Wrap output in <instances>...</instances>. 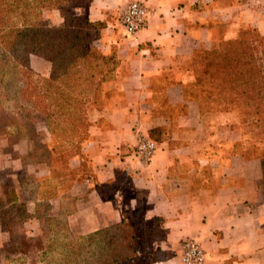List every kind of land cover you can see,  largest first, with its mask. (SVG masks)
I'll use <instances>...</instances> for the list:
<instances>
[{"label":"crops","instance_id":"obj_1","mask_svg":"<svg viewBox=\"0 0 264 264\" xmlns=\"http://www.w3.org/2000/svg\"><path fill=\"white\" fill-rule=\"evenodd\" d=\"M128 1L85 0L71 8L89 22H105L100 47L117 59L83 148L94 182L124 177L129 207L160 219L158 246L172 255L156 264H180V243L187 238L199 243L206 264H264V170L254 156L264 154V140H241L233 135L240 119L235 113L217 112L182 93L192 53L231 38L223 33L215 40L213 34L214 21L224 23L223 9L212 7L214 0H143L146 24L130 38L112 23ZM61 22L58 15L50 25ZM152 130L159 132L156 149L140 162L131 153L136 133ZM92 186L90 179L71 188L75 208L66 222L77 235L121 217L122 186L106 199Z\"/></svg>","mask_w":264,"mask_h":264},{"label":"trees","instance_id":"obj_2","mask_svg":"<svg viewBox=\"0 0 264 264\" xmlns=\"http://www.w3.org/2000/svg\"><path fill=\"white\" fill-rule=\"evenodd\" d=\"M75 4L76 0H0V130L14 127V139L25 141L29 153L32 140L28 136L32 126L41 123L48 138L47 154L58 156L63 163L60 170H49L52 160L45 164L49 179L61 173L54 182L61 192L55 195L50 188L44 204L36 200L30 209L15 206L17 220L7 221L20 230L21 240L23 224L33 220L44 224L46 233L38 255L46 264H156L172 255L158 246L164 237L160 219L145 218L146 208L129 207L124 177L95 183L83 151L92 124L90 109L99 101L101 86L112 79L117 59L113 50L105 52L95 45L105 22H89L66 11ZM50 10L61 12L60 25H49L43 18L42 13ZM31 55L49 63L48 75L39 82L32 80ZM186 70L185 98L207 102L217 112L252 118L264 136V35L252 28L240 29L210 49L195 50ZM146 136L159 140L157 130ZM254 156L260 157L264 170L262 151ZM74 158L77 164L71 169L67 161ZM90 179L102 199L112 197L115 187L122 186L121 217L115 224L74 237L66 222L75 208L71 188ZM2 194L8 206L18 203L13 188ZM1 207L0 221L7 215ZM25 242H18L17 254H25ZM6 261L19 264L17 259Z\"/></svg>","mask_w":264,"mask_h":264},{"label":"rangeland","instance_id":"obj_3","mask_svg":"<svg viewBox=\"0 0 264 264\" xmlns=\"http://www.w3.org/2000/svg\"><path fill=\"white\" fill-rule=\"evenodd\" d=\"M76 3L84 4L85 0H76ZM212 7L223 9L220 11V18L224 20V23L214 21L212 26L215 29L213 33L215 40L222 38L223 33V36L227 34L233 38L238 30L246 28L255 29L264 35V0H214ZM66 11L71 12V8L69 11L66 9ZM58 15H61V12L58 10L44 11L42 13L43 18L47 20L49 25L57 19ZM81 17L83 18V16ZM112 23L115 25L114 31L121 27L119 24V14L113 17ZM95 45L105 51L100 47L99 41ZM28 63L32 71L33 81L39 82L48 75L49 63L48 68H46V61L31 55L29 56ZM98 99L99 101L96 102V105L90 109V117L93 116L94 110H98L103 105L100 97ZM202 103L209 104L207 102ZM238 120V123L233 127V135L240 137L241 140L246 138L255 142L264 140V136H261L260 126L252 118L241 117ZM32 127L33 135L30 132L28 136L32 140L29 153L26 149L27 144L25 141L14 139V127L9 126L0 130V204L3 206V208L1 207L3 212L7 213L5 219L0 221V264H7L6 260L8 258L17 259L19 264H46V260L41 259L38 255L39 250L43 248V233H46L44 224H39L34 220L23 224L21 226L25 236L23 240H21V237L19 238L21 235L20 230H17L16 226L11 224V221L15 222L19 215V212H15V206L20 205V207L25 206V209H30L36 200L43 205L48 197V191L50 192V188L55 189L54 182L60 180L59 177H61L60 173L59 177L49 179L48 169L45 167L46 162L49 160L53 161L49 170H60L59 165L63 163L59 160L58 156L47 154L45 147L46 149L49 148L48 138L44 133L42 124L35 123ZM227 133L226 130L222 131V135L233 137V135ZM88 136L82 143V146L87 143ZM43 144L46 145L43 146ZM82 157L84 159V155ZM88 162L86 157L85 164ZM76 164L75 158L67 161V167L69 166L71 169L75 168ZM10 188H13L16 192L18 203L8 206L9 204H5V201L2 200V193L8 191ZM53 191H55V195L61 192L58 188ZM42 207L44 208V206ZM70 215H67L66 219ZM7 220L11 221L8 222ZM73 236L77 237L79 235L73 233ZM26 238H29L30 241ZM22 241H26L25 247H23L25 251L24 255L17 254L15 248L18 246V242Z\"/></svg>","mask_w":264,"mask_h":264},{"label":"built area","instance_id":"obj_4","mask_svg":"<svg viewBox=\"0 0 264 264\" xmlns=\"http://www.w3.org/2000/svg\"><path fill=\"white\" fill-rule=\"evenodd\" d=\"M147 9L143 0H129L119 14V24L126 36L133 38L146 24ZM132 153L140 162H147L156 149L155 142L146 135L136 133ZM180 264H206L203 249L194 239H184L180 243Z\"/></svg>","mask_w":264,"mask_h":264}]
</instances>
